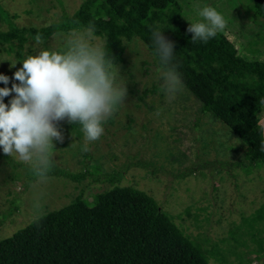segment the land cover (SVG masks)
I'll return each mask as SVG.
<instances>
[{
    "label": "rangeland",
    "instance_id": "374dc122",
    "mask_svg": "<svg viewBox=\"0 0 264 264\" xmlns=\"http://www.w3.org/2000/svg\"><path fill=\"white\" fill-rule=\"evenodd\" d=\"M83 1L0 0V5L13 16L18 28L38 29L71 16ZM178 3L181 22L186 26L187 20L201 19L199 11L205 5L215 7L227 21L219 33L232 42L238 54L264 61V20L253 19L248 0ZM0 29L5 31L7 27L0 23ZM67 34H55L45 46L28 43L22 50L23 58L35 54L38 48L59 49ZM97 39L103 44L101 38ZM137 40L125 43L124 62L117 65L127 81V96L106 121L102 137L87 143L88 150L84 151L82 130L77 136L68 119L57 125L63 141H54V163L69 174H86L85 179L76 182L49 177L47 182L36 181L23 192L24 168L30 166L6 155L22 166L12 167L0 158V241L46 212L68 205L81 192L83 199L92 201L95 194L120 186L151 196L184 235L211 251L210 264H242L236 254L243 257V264H264V255L257 257L250 251L253 245L246 242L251 239L264 249V220L254 217L264 203V166L253 165L246 170L230 166L243 160L244 143L227 126L202 114L201 104L185 87L169 99L163 81L157 78L152 55ZM11 62L15 63L14 56L0 51V74L10 78L8 85L0 82V87L19 83L13 78ZM14 95L4 102L9 103ZM259 122L264 130V107ZM0 153L5 155L2 147ZM91 176L99 177V181Z\"/></svg>",
    "mask_w": 264,
    "mask_h": 264
},
{
    "label": "trees",
    "instance_id": "16d2710c",
    "mask_svg": "<svg viewBox=\"0 0 264 264\" xmlns=\"http://www.w3.org/2000/svg\"><path fill=\"white\" fill-rule=\"evenodd\" d=\"M248 3L253 19L263 21L264 0ZM181 13L178 0H84L71 16L37 29L18 28L13 16L0 5V23L7 27L5 31L0 29V51L19 62L22 50L28 43H35L37 34L45 46L57 33L66 34L91 24L116 65L124 62L123 43L138 39L158 68L159 57L150 31L158 25L174 44L173 63L178 66L185 89L201 104V113L227 126L244 143L243 160L230 166L244 170L264 166V130L259 122L264 107V61L243 58L219 32L207 43L193 42V34L187 32L189 26L181 22ZM19 68L17 63L14 73ZM71 127L79 136L81 127L73 123ZM1 154L0 158L12 167H22ZM24 175L23 192L37 181L29 167L24 168ZM49 177L80 182L87 175L69 174L53 161ZM91 179L99 181V177ZM82 195L0 241V264H210L211 251L184 235L173 218L144 191L114 186L95 194L92 201ZM254 217L264 220V203ZM230 233L232 230L229 237ZM246 242L253 245L250 251L257 257L264 255L263 247H257L251 239ZM236 256L243 264V257Z\"/></svg>",
    "mask_w": 264,
    "mask_h": 264
},
{
    "label": "clouds",
    "instance_id": "9594fccd",
    "mask_svg": "<svg viewBox=\"0 0 264 264\" xmlns=\"http://www.w3.org/2000/svg\"><path fill=\"white\" fill-rule=\"evenodd\" d=\"M199 16L196 22L186 19L193 42L207 43L226 28L223 14L213 6L205 5ZM150 31L159 57L157 78L163 81L162 88L169 99H174L184 88L178 66L173 63L174 44L158 25ZM34 40L36 45L43 43L40 34ZM34 53L11 62L13 68L22 62L14 73L19 83L0 87V147L5 155L29 165L36 180L45 183L53 167L54 141H63L58 123L68 119L79 125L86 141L83 150L87 151V143L102 137L106 121L123 104L127 81L109 50L98 41L91 24L65 35L59 49L42 47ZM9 80L0 74V82L8 85ZM12 93L15 95L5 103ZM261 150L264 151V142Z\"/></svg>",
    "mask_w": 264,
    "mask_h": 264
}]
</instances>
